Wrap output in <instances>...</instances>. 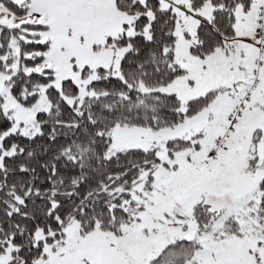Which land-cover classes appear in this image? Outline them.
Instances as JSON below:
<instances>
[{
	"label": "snow or ice",
	"instance_id": "6c2138e0",
	"mask_svg": "<svg viewBox=\"0 0 264 264\" xmlns=\"http://www.w3.org/2000/svg\"><path fill=\"white\" fill-rule=\"evenodd\" d=\"M218 153L224 231L173 191ZM161 235L147 264H264V0H0V264H143Z\"/></svg>",
	"mask_w": 264,
	"mask_h": 264
},
{
	"label": "rangeland",
	"instance_id": "374dc122",
	"mask_svg": "<svg viewBox=\"0 0 264 264\" xmlns=\"http://www.w3.org/2000/svg\"><path fill=\"white\" fill-rule=\"evenodd\" d=\"M217 60H223L222 56L216 58ZM191 67L194 70L199 69V63L193 61ZM222 73H217L215 80L208 83L207 87H216V82L219 81ZM196 94L195 92L186 93ZM214 119L218 121L217 124L212 125L209 121L200 119L197 121L195 127L204 128L208 132L206 137V147H212V138L221 134L224 129L221 124L224 121V113L226 111L223 101H218L213 105ZM241 173L239 163L226 153H218V162L212 166V170H201L186 172L184 179L181 183L174 186L173 191L179 192L187 201L186 210L190 212L191 204L195 203L199 199L201 193H203L208 203L212 205L213 209H216L220 219L217 221L219 227L217 231H224L230 225L223 223V220L227 219L230 215L234 216L238 210L237 200H231L227 195L220 196L218 187L227 186V179L230 175ZM171 206V201H169ZM168 235V234H165ZM164 236L159 238H141L139 241L130 245V255L135 261H143V264H147V259L150 256H154L159 251V247L165 243ZM215 244V241L209 240V246ZM101 248L97 245L96 252L99 255ZM232 258H236L239 254L235 251L230 253Z\"/></svg>",
	"mask_w": 264,
	"mask_h": 264
},
{
	"label": "water",
	"instance_id": "95a60500",
	"mask_svg": "<svg viewBox=\"0 0 264 264\" xmlns=\"http://www.w3.org/2000/svg\"><path fill=\"white\" fill-rule=\"evenodd\" d=\"M220 196L227 195L231 200H237L240 194L244 190V181L242 179V173L230 175L227 179V186L218 187Z\"/></svg>",
	"mask_w": 264,
	"mask_h": 264
}]
</instances>
